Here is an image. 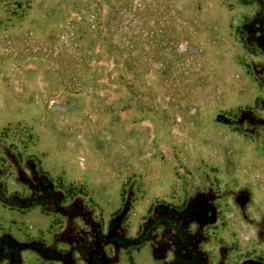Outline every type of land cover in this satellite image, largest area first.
Wrapping results in <instances>:
<instances>
[{"label": "rangeland", "instance_id": "374dc122", "mask_svg": "<svg viewBox=\"0 0 264 264\" xmlns=\"http://www.w3.org/2000/svg\"><path fill=\"white\" fill-rule=\"evenodd\" d=\"M256 8L0 0V264H264Z\"/></svg>", "mask_w": 264, "mask_h": 264}, {"label": "trees", "instance_id": "16d2710c", "mask_svg": "<svg viewBox=\"0 0 264 264\" xmlns=\"http://www.w3.org/2000/svg\"><path fill=\"white\" fill-rule=\"evenodd\" d=\"M241 2L245 5L255 4L257 8L253 15L243 22L238 29L240 41L247 51H258L264 54V0H241ZM261 74H263V76H260ZM254 77L261 86H264V66H262L260 70L254 72ZM258 110L263 112L262 116L257 114ZM233 118H237L234 129L245 136L250 138L255 137L254 133L249 131L250 127L257 130L261 129L264 133V99H257L254 107H246L239 110L237 115ZM241 126H244L246 130H242ZM11 244L17 248L18 245H23L15 241H12Z\"/></svg>", "mask_w": 264, "mask_h": 264}, {"label": "crops", "instance_id": "0c3cea01", "mask_svg": "<svg viewBox=\"0 0 264 264\" xmlns=\"http://www.w3.org/2000/svg\"><path fill=\"white\" fill-rule=\"evenodd\" d=\"M22 213H24V212H22ZM51 217H50V220H49V222H48V224L51 222ZM9 222H10V220H8ZM44 231H46V229H45V227H44ZM12 235V234H11ZM136 262V260H135V258L133 259V264Z\"/></svg>", "mask_w": 264, "mask_h": 264}]
</instances>
